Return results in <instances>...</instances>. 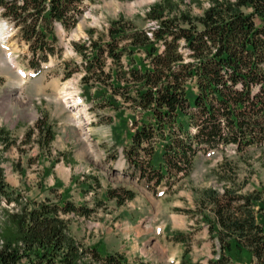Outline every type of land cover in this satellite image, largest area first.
Wrapping results in <instances>:
<instances>
[{
  "label": "trees",
  "instance_id": "trees-1",
  "mask_svg": "<svg viewBox=\"0 0 264 264\" xmlns=\"http://www.w3.org/2000/svg\"><path fill=\"white\" fill-rule=\"evenodd\" d=\"M86 1L96 0H0V15L26 46L35 75L62 57L56 28H74ZM170 10L167 1L151 7L146 16L156 24L147 29L120 17L97 39L72 43L81 64L64 62L66 78L82 72L93 108L134 113L128 140L117 142L110 158L122 156L123 176L155 194L173 188L200 153L264 147V0H210L197 17ZM36 131L42 149L55 140L46 122L27 136ZM222 180V192L203 190L190 212L218 242L210 264H233L244 255L264 264V187L245 190L234 178ZM106 197L121 206L135 192L108 188ZM93 211L62 193L37 201L10 191L0 158V264H128L124 255L85 247L72 235L67 216ZM173 238L186 242L182 233Z\"/></svg>",
  "mask_w": 264,
  "mask_h": 264
},
{
  "label": "rangeland",
  "instance_id": "rangeland-1",
  "mask_svg": "<svg viewBox=\"0 0 264 264\" xmlns=\"http://www.w3.org/2000/svg\"><path fill=\"white\" fill-rule=\"evenodd\" d=\"M165 1L172 8L170 16L180 12L202 16L210 5V0L86 1V11L74 28L66 31L57 26L62 57L51 58L38 75L27 68L26 46L12 30L8 40L11 50L0 42L1 164L7 186L14 193L37 201L62 193L76 205L94 208L88 217L67 216L72 235L85 247L98 244L105 253L124 255L128 264H210L218 242L210 238L208 226L192 211L203 190L212 187L222 192L224 175L236 179L237 185L244 184L245 190L264 187V147L241 154L234 146L200 153L191 171L173 188L161 186L155 194L123 176L118 170L124 168L122 156L110 158L115 144L128 140L134 113L93 108L85 97L82 72L70 78L65 73L64 62L81 64L73 42L97 39L120 17L147 29L156 22L146 13ZM0 19L4 20L1 15ZM64 92L76 95V118L63 100ZM39 122L51 125L55 134V140L44 149L38 142V131L27 136ZM121 186L133 190L135 198L118 206L116 200L106 197V190ZM177 233L184 234L186 242L175 241ZM186 250L188 257L184 259ZM233 264L254 263L244 255Z\"/></svg>",
  "mask_w": 264,
  "mask_h": 264
},
{
  "label": "bare ground",
  "instance_id": "bare-ground-1",
  "mask_svg": "<svg viewBox=\"0 0 264 264\" xmlns=\"http://www.w3.org/2000/svg\"><path fill=\"white\" fill-rule=\"evenodd\" d=\"M10 36L11 35H9V32H7L5 30V26H4L3 22H2V20H0V42L3 44V47L4 48H7L9 50H11V48H10V46L8 44V42H9L8 40H9V37ZM12 60H13V57L11 58V61ZM17 68H18L19 72H21L22 74H24V71H22L19 68V66H17ZM62 97H63L64 102L66 103V106L68 108H70L72 110V112L74 111L73 118H76L77 117V114L79 113V105L77 104L78 101L76 99V95L74 93L73 94H70V93L64 92V94L62 95Z\"/></svg>",
  "mask_w": 264,
  "mask_h": 264
},
{
  "label": "water",
  "instance_id": "water-1",
  "mask_svg": "<svg viewBox=\"0 0 264 264\" xmlns=\"http://www.w3.org/2000/svg\"><path fill=\"white\" fill-rule=\"evenodd\" d=\"M1 20V19H0ZM2 22H3V24H4V26H5V30L7 31V32H11L12 30H14V26H10L9 25V23L7 22V21H4V20H2Z\"/></svg>",
  "mask_w": 264,
  "mask_h": 264
}]
</instances>
